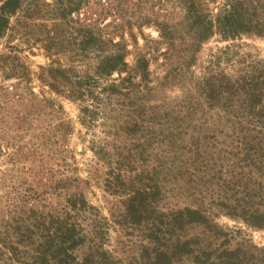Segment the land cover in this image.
Here are the masks:
<instances>
[{
	"label": "rangeland",
	"instance_id": "374dc122",
	"mask_svg": "<svg viewBox=\"0 0 264 264\" xmlns=\"http://www.w3.org/2000/svg\"><path fill=\"white\" fill-rule=\"evenodd\" d=\"M4 2L0 0V7ZM55 3L56 0H21L20 8L9 16L8 27L0 36V219L7 215L6 208L16 195L24 201L33 186L40 190V178L45 183H55L69 177L93 207L98 232H93L94 242L88 245L97 243L98 252L110 255V264H141L149 230L147 225H134L126 217L127 195L112 189L122 182L110 181L107 153L122 152L123 183L138 185L145 174L155 176L158 165L167 160L162 155L157 157L160 140L154 136L160 128L146 131V138L134 132L117 136L113 125L119 114L113 110L114 104L107 110L108 120L101 116L96 123L85 124L82 104L52 92L40 78L43 68H74L84 75L93 61L91 56L82 55V27L99 26L117 39L125 32L127 62L133 66L140 51L150 59V78L157 88L150 104L175 109L183 102L187 112L198 109L200 114L212 117L217 111L205 103L199 85L202 77L211 72L236 75L244 60H264V38L251 34L226 41L216 35L193 52L187 46L191 37L186 30V12L176 0H87L66 24H60L51 12ZM216 6L211 5L214 14ZM165 15L178 30L174 46L160 39L153 24L145 25L143 33L138 29L139 22L163 19ZM129 26L134 27L138 45L129 38ZM18 72L29 77H18ZM1 88L9 95L4 96ZM36 98L52 104L38 106L33 102ZM211 128L203 133L207 137L206 142L203 139L206 149L198 165L187 166L191 172L186 168L178 178L162 175L163 197L153 199L152 204L160 211L186 206L203 210L220 228L232 233L234 242L245 240L264 248V229L251 227L229 213L244 198L241 190H231L234 182L247 173L236 158L240 157V147L235 143L238 138L216 123L214 128L220 129ZM231 178L234 180L229 185ZM47 190L53 192L52 188ZM57 196L54 193L53 201H59ZM89 220L85 224L91 229ZM198 233L201 230L196 228L188 232Z\"/></svg>",
	"mask_w": 264,
	"mask_h": 264
},
{
	"label": "trees",
	"instance_id": "16d2710c",
	"mask_svg": "<svg viewBox=\"0 0 264 264\" xmlns=\"http://www.w3.org/2000/svg\"><path fill=\"white\" fill-rule=\"evenodd\" d=\"M176 2L185 9L186 30L191 37L187 46L193 52L216 35L226 41L251 34L264 38V0ZM86 3L87 0H56L51 12L57 15L60 24H66ZM212 4L217 5L216 14ZM20 5L21 0H5L0 7V36L8 27L9 16ZM151 24L156 26L162 41L174 46L178 30L170 16L139 22L138 29L143 33V27ZM133 30L129 26V38L138 45ZM81 35L82 55L91 56L93 61L89 70L83 75L74 68H43L42 81L48 83L52 92L81 103L87 125L96 123L101 116L106 118L107 110L114 104L113 110L119 114L113 125L117 136L134 132L146 138V131L151 133L155 126L160 128L154 136L160 140L157 157L162 155L167 160L158 165L155 176L145 174L138 185L123 183L122 152L107 153L110 181L122 182L112 189L127 195L126 217L134 225H147L149 230L141 264H264V248L245 240L234 242L232 233L220 228L203 210L186 206L160 211L152 204L153 199L163 197L165 175L178 178L184 175L187 166L198 165L206 149L204 131L212 130V126L214 130L223 128L238 138L235 143L240 147V157L236 158L238 165L247 171L236 178L234 187L230 186L232 191L241 190L244 198L229 213L251 227L264 229V60H244L236 75L211 72L202 77L199 85L205 103L210 110L217 111L211 117L205 112L200 114L198 109L187 112L183 102L175 109L150 104L157 91L150 78V59L140 51L133 66L127 62L129 45L125 32L117 39L99 26L82 27ZM3 70L8 73V68ZM17 76L29 77L24 72H18ZM1 89L4 96L9 95L8 90ZM33 102L38 106L52 104L38 98ZM215 123L220 128H214ZM63 125L64 122L60 126ZM186 170L191 172L189 168ZM39 184L40 190L33 186L24 201L14 193L16 196L6 208L7 215L0 219V264H110V255L106 251L98 252L97 243L88 245L94 242L93 232L98 229L92 218L93 207L78 184L73 185L69 177L55 183L52 180L45 183L40 178ZM51 188L53 192L47 190ZM54 193L60 197L58 202L52 199ZM88 220L91 229L85 224ZM192 228L200 229L201 233L189 235Z\"/></svg>",
	"mask_w": 264,
	"mask_h": 264
}]
</instances>
